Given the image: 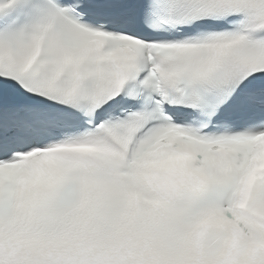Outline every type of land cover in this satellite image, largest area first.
Here are the masks:
<instances>
[{
	"label": "snow or ice",
	"instance_id": "6c2138e0",
	"mask_svg": "<svg viewBox=\"0 0 264 264\" xmlns=\"http://www.w3.org/2000/svg\"><path fill=\"white\" fill-rule=\"evenodd\" d=\"M0 264H264V0H0Z\"/></svg>",
	"mask_w": 264,
	"mask_h": 264
}]
</instances>
